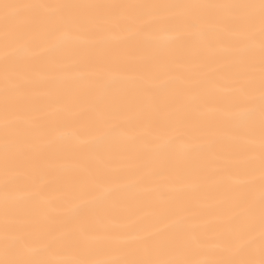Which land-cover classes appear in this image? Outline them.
<instances>
[{"label":"snow or ice","instance_id":"obj_1","mask_svg":"<svg viewBox=\"0 0 264 264\" xmlns=\"http://www.w3.org/2000/svg\"><path fill=\"white\" fill-rule=\"evenodd\" d=\"M0 264H264V0H0Z\"/></svg>","mask_w":264,"mask_h":264}]
</instances>
